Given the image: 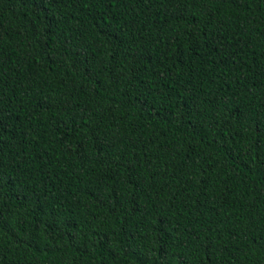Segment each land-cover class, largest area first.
<instances>
[{
    "label": "trees",
    "instance_id": "obj_1",
    "mask_svg": "<svg viewBox=\"0 0 264 264\" xmlns=\"http://www.w3.org/2000/svg\"><path fill=\"white\" fill-rule=\"evenodd\" d=\"M0 264H264V0H0Z\"/></svg>",
    "mask_w": 264,
    "mask_h": 264
}]
</instances>
